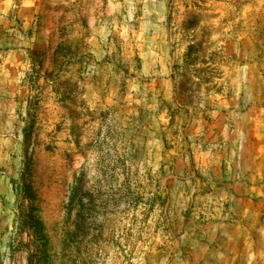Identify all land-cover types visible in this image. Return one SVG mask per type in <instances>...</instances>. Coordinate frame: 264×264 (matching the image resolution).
Masks as SVG:
<instances>
[{
	"label": "rangeland",
	"instance_id": "rangeland-1",
	"mask_svg": "<svg viewBox=\"0 0 264 264\" xmlns=\"http://www.w3.org/2000/svg\"><path fill=\"white\" fill-rule=\"evenodd\" d=\"M0 264H264V0H0Z\"/></svg>",
	"mask_w": 264,
	"mask_h": 264
}]
</instances>
